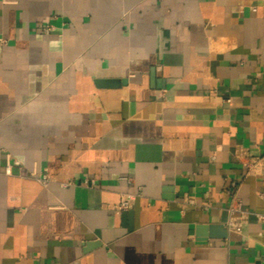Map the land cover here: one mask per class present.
Segmentation results:
<instances>
[{"label": "crops", "instance_id": "obj_1", "mask_svg": "<svg viewBox=\"0 0 264 264\" xmlns=\"http://www.w3.org/2000/svg\"><path fill=\"white\" fill-rule=\"evenodd\" d=\"M0 37V264H264V0H0Z\"/></svg>", "mask_w": 264, "mask_h": 264}, {"label": "built area", "instance_id": "obj_2", "mask_svg": "<svg viewBox=\"0 0 264 264\" xmlns=\"http://www.w3.org/2000/svg\"><path fill=\"white\" fill-rule=\"evenodd\" d=\"M3 42H4V40L0 37V45ZM5 173L6 174L12 173V169H11L10 165H8L6 167ZM36 176L43 183H47L50 180L47 173H44L40 176H38V175H36ZM130 205H131V199L130 198H123V199H121V201L117 207L119 209H128V208H130ZM229 212H230V220L228 222V228L230 230H235V231L240 232L242 230L244 223L247 222V220L249 219L250 213L246 212L244 210V208L242 206V201L238 198V196L236 194L234 195L232 204L229 208ZM252 215H254V217L259 222H262L264 224V211L263 212H256Z\"/></svg>", "mask_w": 264, "mask_h": 264}, {"label": "water", "instance_id": "obj_3", "mask_svg": "<svg viewBox=\"0 0 264 264\" xmlns=\"http://www.w3.org/2000/svg\"><path fill=\"white\" fill-rule=\"evenodd\" d=\"M126 80L123 81H116V80H104L102 83L105 85H110V86H117L120 85L121 83H125ZM100 243L99 242H88L87 243V250L92 249L93 247H97Z\"/></svg>", "mask_w": 264, "mask_h": 264}]
</instances>
